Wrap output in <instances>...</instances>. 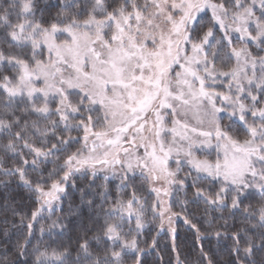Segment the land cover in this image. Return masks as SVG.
Returning a JSON list of instances; mask_svg holds the SVG:
<instances>
[{
	"label": "snow or ice",
	"instance_id": "snow-or-ice-1",
	"mask_svg": "<svg viewBox=\"0 0 264 264\" xmlns=\"http://www.w3.org/2000/svg\"><path fill=\"white\" fill-rule=\"evenodd\" d=\"M0 264H264V0H0Z\"/></svg>",
	"mask_w": 264,
	"mask_h": 264
}]
</instances>
